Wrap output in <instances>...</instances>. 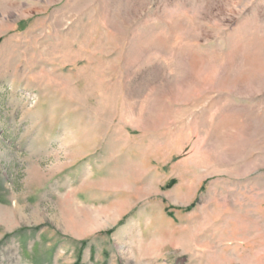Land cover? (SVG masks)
I'll use <instances>...</instances> for the list:
<instances>
[{
    "label": "rangeland",
    "instance_id": "obj_1",
    "mask_svg": "<svg viewBox=\"0 0 264 264\" xmlns=\"http://www.w3.org/2000/svg\"><path fill=\"white\" fill-rule=\"evenodd\" d=\"M264 264V0H0V264Z\"/></svg>",
    "mask_w": 264,
    "mask_h": 264
},
{
    "label": "trees",
    "instance_id": "obj_2",
    "mask_svg": "<svg viewBox=\"0 0 264 264\" xmlns=\"http://www.w3.org/2000/svg\"><path fill=\"white\" fill-rule=\"evenodd\" d=\"M76 264H79V261H78V262H76Z\"/></svg>",
    "mask_w": 264,
    "mask_h": 264
}]
</instances>
